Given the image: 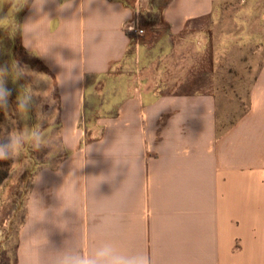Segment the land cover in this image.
I'll list each match as a JSON object with an SVG mask.
<instances>
[{"label": "crops", "instance_id": "0c3cea01", "mask_svg": "<svg viewBox=\"0 0 264 264\" xmlns=\"http://www.w3.org/2000/svg\"><path fill=\"white\" fill-rule=\"evenodd\" d=\"M223 1L0 0L8 116L51 146L25 187L15 264L106 241L154 264H264V59L248 110L221 130L214 92L184 85L186 69L165 74Z\"/></svg>", "mask_w": 264, "mask_h": 264}, {"label": "rangeland", "instance_id": "374dc122", "mask_svg": "<svg viewBox=\"0 0 264 264\" xmlns=\"http://www.w3.org/2000/svg\"><path fill=\"white\" fill-rule=\"evenodd\" d=\"M263 7L264 0L221 2L202 38L182 44L166 64V76L176 78L186 69L179 76L184 85L214 92L220 130L248 110L250 87L264 59ZM132 52L133 48L128 54ZM133 63L128 58L121 69L132 72ZM7 123L4 119L0 128L1 141L12 130ZM44 154L45 147L37 151L26 145L18 160L0 161V169L8 172L7 180L0 183V264L16 262L18 232L26 215L20 205L28 192L25 187L31 183L34 162L43 164Z\"/></svg>", "mask_w": 264, "mask_h": 264}, {"label": "clouds", "instance_id": "9594fccd", "mask_svg": "<svg viewBox=\"0 0 264 264\" xmlns=\"http://www.w3.org/2000/svg\"><path fill=\"white\" fill-rule=\"evenodd\" d=\"M44 3L45 0H34V6L37 9ZM32 32L36 34V38L42 35L39 28L34 29ZM9 74L7 67L0 68V111H4L9 123L13 126L6 139L0 141V161L18 160L26 145L37 151L43 147H51L40 126L18 130L15 126L16 121L8 116L10 110L9 97L12 95V90L6 86V77ZM11 75L13 80L19 79L23 75V70L18 65H13ZM32 106L33 95L30 92L23 91L17 97L16 108L22 119L26 118ZM77 191L75 190V184H73L71 195L75 197ZM35 207L39 211L36 203ZM55 264H154V260L146 252H127L122 250L114 241H106L93 247L90 251L78 249L59 251Z\"/></svg>", "mask_w": 264, "mask_h": 264}, {"label": "trees", "instance_id": "16d2710c", "mask_svg": "<svg viewBox=\"0 0 264 264\" xmlns=\"http://www.w3.org/2000/svg\"><path fill=\"white\" fill-rule=\"evenodd\" d=\"M8 178V172L0 169V183L4 182Z\"/></svg>", "mask_w": 264, "mask_h": 264}, {"label": "built area", "instance_id": "2783aa9c", "mask_svg": "<svg viewBox=\"0 0 264 264\" xmlns=\"http://www.w3.org/2000/svg\"><path fill=\"white\" fill-rule=\"evenodd\" d=\"M144 32L143 31H139V34H143Z\"/></svg>", "mask_w": 264, "mask_h": 264}]
</instances>
